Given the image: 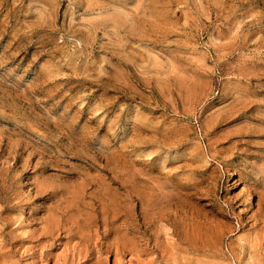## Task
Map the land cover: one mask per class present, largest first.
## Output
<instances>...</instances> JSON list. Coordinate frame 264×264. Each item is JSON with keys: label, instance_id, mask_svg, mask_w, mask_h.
<instances>
[{"label": "rangeland", "instance_id": "374dc122", "mask_svg": "<svg viewBox=\"0 0 264 264\" xmlns=\"http://www.w3.org/2000/svg\"><path fill=\"white\" fill-rule=\"evenodd\" d=\"M260 191L264 0H0V264H264Z\"/></svg>", "mask_w": 264, "mask_h": 264}, {"label": "bare ground", "instance_id": "6f19581e", "mask_svg": "<svg viewBox=\"0 0 264 264\" xmlns=\"http://www.w3.org/2000/svg\"><path fill=\"white\" fill-rule=\"evenodd\" d=\"M96 1H97V0H96ZM88 2H89V0H88ZM142 2H143V1H142ZM136 3H137V2H136ZM95 5H96V4H95ZM138 5H139V4H138ZM88 6H89V5H88ZM134 7H135V5H134ZM87 8H88V7H87ZM141 13H142V12H141ZM147 15H148V14H147ZM111 20H112V19H111ZM111 20H110V21H111ZM142 21H143V20H142ZM123 22H124V21H123ZM126 22H127V21H126ZM142 23H144V22H142ZM145 23H148V22H145ZM118 24H119V23H118ZM148 24H149V23H148ZM141 30H142V29H141ZM68 103H69V102H68ZM68 109H69V108H68ZM76 110H77V109H76ZM92 110H93V109H92ZM76 112H77V111H76ZM81 112H82V111H81ZM84 119H85V118H84ZM139 131H140V130H139ZM82 141H83V140H82ZM144 175H145V174H144ZM148 178H149V177H148ZM82 183H83V182H82ZM258 188H259V187H258ZM36 189H37V188H36ZM46 191H47V190H46ZM260 193H261V195H262L263 192L260 191ZM263 194H264V193H263ZM259 195H260V194H259ZM261 195H260V196H261ZM259 198H260V197H259ZM262 198H263V196H262ZM178 200H179V199H178ZM261 200H263V199H261ZM261 200H260V201H261ZM155 209H156V208H155ZM166 209H167V208H166ZM159 212H160V211H159ZM158 214H159V213H158ZM166 214H167V213H166ZM144 215H145V214H144ZM165 218H166V217H165ZM262 221H263V220H262ZM253 223H254V222H253Z\"/></svg>", "mask_w": 264, "mask_h": 264}]
</instances>
